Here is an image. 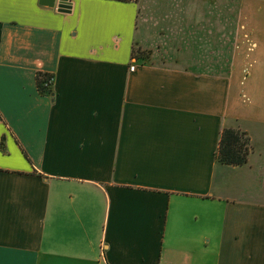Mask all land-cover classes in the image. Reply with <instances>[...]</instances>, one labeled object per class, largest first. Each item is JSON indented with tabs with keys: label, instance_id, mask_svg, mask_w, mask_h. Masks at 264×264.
<instances>
[{
	"label": "crops",
	"instance_id": "0c3cea01",
	"mask_svg": "<svg viewBox=\"0 0 264 264\" xmlns=\"http://www.w3.org/2000/svg\"><path fill=\"white\" fill-rule=\"evenodd\" d=\"M0 264H264V0H0Z\"/></svg>",
	"mask_w": 264,
	"mask_h": 264
},
{
	"label": "trees",
	"instance_id": "16d2710c",
	"mask_svg": "<svg viewBox=\"0 0 264 264\" xmlns=\"http://www.w3.org/2000/svg\"><path fill=\"white\" fill-rule=\"evenodd\" d=\"M134 1L139 0H119ZM146 54L140 49L134 48V56L143 58ZM37 86L41 93H53L54 75L46 72L37 73ZM251 151V140L246 131L236 128H225L221 133L217 158L222 164L231 166H241L248 161V155Z\"/></svg>",
	"mask_w": 264,
	"mask_h": 264
},
{
	"label": "built area",
	"instance_id": "2783aa9c",
	"mask_svg": "<svg viewBox=\"0 0 264 264\" xmlns=\"http://www.w3.org/2000/svg\"><path fill=\"white\" fill-rule=\"evenodd\" d=\"M130 69H131V70H134V69H135V66H134V65H131V66H130Z\"/></svg>",
	"mask_w": 264,
	"mask_h": 264
},
{
	"label": "rangeland",
	"instance_id": "374dc122",
	"mask_svg": "<svg viewBox=\"0 0 264 264\" xmlns=\"http://www.w3.org/2000/svg\"><path fill=\"white\" fill-rule=\"evenodd\" d=\"M140 1V0H139ZM225 12H226V9H224V14H225ZM230 27V26H229ZM231 28V27H230ZM170 43L172 42L171 40L169 41Z\"/></svg>",
	"mask_w": 264,
	"mask_h": 264
},
{
	"label": "water",
	"instance_id": "95a60500",
	"mask_svg": "<svg viewBox=\"0 0 264 264\" xmlns=\"http://www.w3.org/2000/svg\"><path fill=\"white\" fill-rule=\"evenodd\" d=\"M63 1H66V0H63Z\"/></svg>",
	"mask_w": 264,
	"mask_h": 264
}]
</instances>
